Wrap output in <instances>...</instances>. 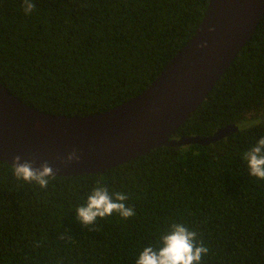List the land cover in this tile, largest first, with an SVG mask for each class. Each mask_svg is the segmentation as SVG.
Here are the masks:
<instances>
[{"label": "trees", "instance_id": "1", "mask_svg": "<svg viewBox=\"0 0 264 264\" xmlns=\"http://www.w3.org/2000/svg\"><path fill=\"white\" fill-rule=\"evenodd\" d=\"M34 2L25 15L22 0H0V81L35 109L81 117L147 89L194 36L210 0ZM231 124L239 130L213 144L158 147L103 173L50 177L46 188L0 160V264H135L174 222L209 248L201 264H264V180L243 160L264 137V17L173 137ZM98 184L126 194L136 214L82 225L76 209Z\"/></svg>", "mask_w": 264, "mask_h": 264}, {"label": "water", "instance_id": "2", "mask_svg": "<svg viewBox=\"0 0 264 264\" xmlns=\"http://www.w3.org/2000/svg\"><path fill=\"white\" fill-rule=\"evenodd\" d=\"M264 17V0H210L190 41L141 94L88 116L35 109L0 81V160L22 155L54 176L103 173L162 146L210 145L237 132L231 124L209 136L173 137L202 104ZM79 159L64 162L68 152Z\"/></svg>", "mask_w": 264, "mask_h": 264}, {"label": "clouds", "instance_id": "3", "mask_svg": "<svg viewBox=\"0 0 264 264\" xmlns=\"http://www.w3.org/2000/svg\"><path fill=\"white\" fill-rule=\"evenodd\" d=\"M22 8L25 15H31L36 9V3L34 0H22ZM62 159L66 163L78 160V151L73 149ZM243 160L250 176L264 180V137L244 152ZM13 161V171L18 179L29 183L34 181L40 187L46 188L49 178H54V170L47 161L41 163L39 168H35L32 161L25 160L20 154L15 155ZM113 195H110L105 185L98 184L88 195L86 205L76 209L77 219L82 225L88 226L98 218L111 216L114 212L124 218L136 214L134 208L127 206L126 194L116 192ZM209 251L203 241L198 240L196 231L189 230L183 223L174 222L161 235L158 246L149 244L140 251L135 264H201Z\"/></svg>", "mask_w": 264, "mask_h": 264}, {"label": "rangeland", "instance_id": "4", "mask_svg": "<svg viewBox=\"0 0 264 264\" xmlns=\"http://www.w3.org/2000/svg\"><path fill=\"white\" fill-rule=\"evenodd\" d=\"M252 124L251 121H244L242 124H241V127H248Z\"/></svg>", "mask_w": 264, "mask_h": 264}]
</instances>
